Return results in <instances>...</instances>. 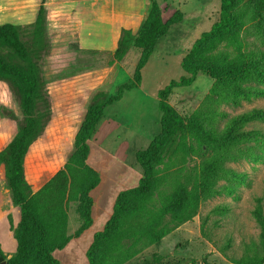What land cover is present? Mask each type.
I'll list each match as a JSON object with an SVG mask.
<instances>
[{
    "label": "rangeland",
    "instance_id": "obj_1",
    "mask_svg": "<svg viewBox=\"0 0 264 264\" xmlns=\"http://www.w3.org/2000/svg\"><path fill=\"white\" fill-rule=\"evenodd\" d=\"M157 1L165 18L180 10L184 15L183 20L173 25L158 42L155 52L142 69L140 86L126 91L121 100L106 107L104 117L90 140V165L101 176L100 184L91 191L94 201L93 226L79 236L78 247L70 243L55 252L60 264H89L87 251L95 234L105 229L113 214L117 196L122 191L137 187L144 175L137 163L136 153L146 149L161 133L159 90L172 80L188 76L181 65L183 57L201 34L209 31L221 16V0ZM40 2L0 0V25H18L22 34L28 36ZM117 2L126 4L134 15L139 13L143 22L149 8L148 0ZM114 4V0L46 2L50 48L42 63L51 118L25 158L26 179L34 189L64 166L72 151L81 114L94 93L105 90L109 95H115L120 84L133 82L141 50L131 47L123 60L116 62L114 52L122 30L129 28L121 25L114 30L111 25L108 26L112 22ZM241 11L244 17H250V9L244 4ZM262 16L249 20L245 18L238 44L231 47L222 45L221 48L232 55L264 51V14ZM138 29L135 32L129 30L137 33ZM214 84L213 79L200 74L191 86L175 88L168 102L184 123L189 124L190 120L198 118L207 130L217 134L224 132L235 116L254 108L264 109V94L261 93L242 99L239 105L226 103L221 98L212 99ZM256 86L264 91V83ZM4 107L12 110L17 118L5 116L2 112ZM21 119L18 102L7 84L0 81V150L16 135ZM253 128L264 131V123L255 121L244 127L245 130ZM178 140L173 148L178 146ZM184 142V152H166L162 164L157 167L159 176L165 177L159 189L152 193V200L158 207L174 191L178 181L185 176L201 180L207 165L217 159L215 154L219 147L203 144L200 137L188 136ZM251 146L255 149H251ZM251 150L259 153L257 158H251ZM231 152L238 159L234 161L225 157L224 166L234 174L211 179L214 188L221 190L220 195L202 198L199 212L192 220L158 242L143 247L134 256H130L131 243H125L117 264H236L231 258L242 256L251 244L259 240L260 227L253 210L258 199H261L264 208V145L252 141L247 146L233 147ZM2 170L0 165V182L3 180ZM0 192V203H6L8 193L4 190ZM218 207L225 209L224 213L213 212ZM77 208V202L68 205L69 235H73L80 224ZM206 217L205 229L213 241L202 234V223ZM1 224L0 230L4 228L5 235L0 234V245L6 255L14 253V232L10 229L8 234L7 225L4 222ZM11 225L12 222H9L10 228ZM229 240L230 247L224 253L221 248Z\"/></svg>",
    "mask_w": 264,
    "mask_h": 264
},
{
    "label": "trees",
    "instance_id": "obj_2",
    "mask_svg": "<svg viewBox=\"0 0 264 264\" xmlns=\"http://www.w3.org/2000/svg\"><path fill=\"white\" fill-rule=\"evenodd\" d=\"M148 1L147 14L137 33L123 29L114 52L116 62H120L131 47L141 50L133 82L120 84L115 95H109L105 90L94 93L81 114L72 141V151L64 166L36 189L26 179L25 158L51 118V104L42 63L50 48L47 0H41L28 36L22 34L18 25H0V81L7 84L22 114L16 135L0 150L4 191L12 203L20 208L18 224L15 227L11 225L17 249L8 259L10 264H60L54 253L64 249L73 238L79 237L93 225L94 201L91 191L100 184L101 176L88 163L92 135L104 117L106 107L121 100L126 91L140 86L142 69L155 52L158 42L173 25L182 22L184 16L182 11L175 10L165 18L158 1ZM242 4L250 9V17L242 15ZM263 14L264 0H221L219 21L201 34L181 61L188 76L170 81L158 92L162 113L161 133L146 149L136 153L137 163L144 175L137 187L122 191L117 196L111 218L105 229L95 234L87 251L89 264H117L125 243H131L130 256H134L143 247L158 242L192 220L199 212L202 198L222 193L214 188L211 179L234 174L224 166L225 157L234 161L238 159L231 152L233 147L247 146L252 141L264 145L262 129H244L255 121L264 123L262 108H254L235 116L226 130L217 134L207 130L198 118L190 120L189 124L184 123L168 102L175 88L191 86L200 74L215 81L212 99L221 98L226 103L239 105L242 99H249L258 93L264 94L256 86L264 83V51L232 55L221 48L222 45L231 47L238 44L245 18H262ZM2 112L11 119L17 118L6 107L2 108ZM188 136H198L203 144L217 149L219 147L215 154L217 159L207 165L201 180L185 176L178 181L174 191L158 207L152 200V193L159 189L165 177L159 176L157 167L162 164L166 152H184V141ZM176 139L180 140L178 146L173 148ZM251 149L255 147L251 146ZM257 153L251 150V158H257ZM70 202L78 203L80 220L73 235L68 234ZM224 210L218 207L213 212L224 213ZM253 216L260 227L259 240L251 244L242 256L231 258L236 264H264V208L261 199H258ZM207 221L208 217L203 220L202 234L213 241L205 229ZM229 247L230 240L222 246L221 251L225 253ZM0 254L6 258L1 246Z\"/></svg>",
    "mask_w": 264,
    "mask_h": 264
},
{
    "label": "crops",
    "instance_id": "obj_3",
    "mask_svg": "<svg viewBox=\"0 0 264 264\" xmlns=\"http://www.w3.org/2000/svg\"><path fill=\"white\" fill-rule=\"evenodd\" d=\"M114 2H115V4H114L112 11H111L112 22H111V24H108V26L111 25L112 29L114 28V30H116V27L118 28L119 26L124 25L126 28H129L133 32H135L139 28L140 23H141V20L139 18V16H140L139 13H137V15H134V14H132V12H130L129 7L126 4H123V5H122V3L118 4L117 0H114ZM146 3H147V7H149V1ZM34 17L32 18V21H34ZM90 155H91V153H90ZM90 155H89V159H88L89 164H90ZM0 185H1L0 191H3L4 190L3 180H1ZM7 197H8V200L6 203H0V226L2 225L1 222H4V224L7 225L6 226L7 233L10 234L11 231L9 232V230L12 229V227L11 228L9 227V222H12V225L14 227L18 224V222L20 220V218H19L20 208H19V206H16L12 203L9 195H7ZM7 222H8V224H7ZM89 229H87L86 231H88ZM1 233L3 235H5L4 228L2 230H0V234ZM78 239H79V237L73 238L70 241L71 244L70 243L69 244L71 246L78 247L79 242H80V240H78ZM1 248H2V246H1ZM86 248H85V250H86ZM16 249H17V242H16ZM2 250H3L4 255L6 256L7 260L16 252V250H15L14 253L10 252V253H7V255H6L3 248H2Z\"/></svg>",
    "mask_w": 264,
    "mask_h": 264
},
{
    "label": "water",
    "instance_id": "obj_4",
    "mask_svg": "<svg viewBox=\"0 0 264 264\" xmlns=\"http://www.w3.org/2000/svg\"><path fill=\"white\" fill-rule=\"evenodd\" d=\"M0 264H10L9 261L0 254Z\"/></svg>",
    "mask_w": 264,
    "mask_h": 264
}]
</instances>
